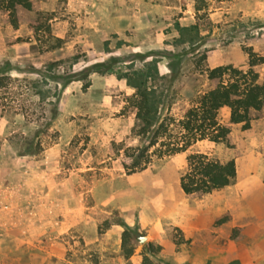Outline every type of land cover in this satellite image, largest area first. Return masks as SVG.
I'll return each instance as SVG.
<instances>
[{
    "label": "rangeland",
    "instance_id": "374dc122",
    "mask_svg": "<svg viewBox=\"0 0 264 264\" xmlns=\"http://www.w3.org/2000/svg\"><path fill=\"white\" fill-rule=\"evenodd\" d=\"M64 1L52 11L19 7L17 27L0 10V264H176L171 247L190 238L173 217L207 194L180 188L187 155L233 158L232 190L251 179L252 166L264 167V105L246 129L219 111L230 145L199 140L128 172L124 151L139 143L141 124L130 79L142 72L152 125L181 118L213 87L209 69H247L249 53L264 56V0L131 2L142 23L152 22L151 7L154 23L125 40L92 8L69 10ZM254 69L264 78V62ZM28 141L40 152L20 155Z\"/></svg>",
    "mask_w": 264,
    "mask_h": 264
},
{
    "label": "trees",
    "instance_id": "16d2710c",
    "mask_svg": "<svg viewBox=\"0 0 264 264\" xmlns=\"http://www.w3.org/2000/svg\"><path fill=\"white\" fill-rule=\"evenodd\" d=\"M34 11L31 0H0V10L8 13L12 26L17 27V10ZM39 27H35L34 31ZM45 31L50 32L49 25ZM264 62V56L253 53L248 55L247 69L227 65H218L207 71V78L214 83L213 87L199 96L197 101L188 107L181 118L166 116L153 124L154 109L152 100L145 89H140L142 76L134 72L137 79H130L137 88L136 117L140 121L137 131L139 143L126 147L124 154L129 163H124L128 172L145 169L152 158L172 155L185 151L199 140H208L215 144L230 145V127L218 118L221 109L228 111L229 123H242L244 129L250 126L252 111H259L264 105V78L260 79L254 67ZM54 116V115H53ZM41 146L37 142L31 148L27 142L20 155L36 154ZM187 168L179 177V185L187 194L210 193L230 185L236 176L233 158L219 161L206 153H190L186 157ZM226 216L215 221L216 224L226 220ZM129 231H123L122 249L125 255L130 254L132 247L127 246Z\"/></svg>",
    "mask_w": 264,
    "mask_h": 264
},
{
    "label": "crops",
    "instance_id": "0c3cea01",
    "mask_svg": "<svg viewBox=\"0 0 264 264\" xmlns=\"http://www.w3.org/2000/svg\"><path fill=\"white\" fill-rule=\"evenodd\" d=\"M34 10L52 11L58 0H31ZM131 2L140 0H65L66 9L92 8L96 20H105L119 38L135 28L147 32L154 23V16L146 14L152 21L141 22L140 8ZM155 6L151 2H143ZM92 4V5H89ZM142 4V3H141ZM73 5V6H72ZM145 11V10H144ZM91 12V11H90ZM143 13V12H142ZM251 179L233 182L221 190L197 197L193 204L186 205L184 214L177 213L174 223L182 229L188 244L171 247V256L176 264H264V167L250 169ZM231 191L232 195L228 194ZM214 196V198L212 197ZM223 214L225 221H215ZM237 229L231 238L232 229ZM127 260H125V263ZM106 264H113L108 262Z\"/></svg>",
    "mask_w": 264,
    "mask_h": 264
},
{
    "label": "water",
    "instance_id": "95a60500",
    "mask_svg": "<svg viewBox=\"0 0 264 264\" xmlns=\"http://www.w3.org/2000/svg\"><path fill=\"white\" fill-rule=\"evenodd\" d=\"M145 239H146V237L143 236V235L138 236V242H139V243H143V241H144Z\"/></svg>",
    "mask_w": 264,
    "mask_h": 264
}]
</instances>
